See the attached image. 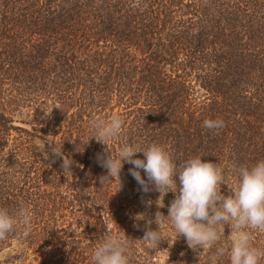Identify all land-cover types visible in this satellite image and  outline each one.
Listing matches in <instances>:
<instances>
[{
	"label": "trees",
	"instance_id": "16d2710c",
	"mask_svg": "<svg viewBox=\"0 0 264 264\" xmlns=\"http://www.w3.org/2000/svg\"><path fill=\"white\" fill-rule=\"evenodd\" d=\"M25 110L29 119L16 120ZM113 114L124 124L107 150L92 121ZM217 118L223 128L203 127ZM153 143L177 171L196 155L217 163L224 195L241 166L264 160V0H0V208L17 219L32 212L29 232L21 222L0 239V251L14 247L0 264H94L110 234L128 240L129 264H158L159 254L183 264L186 239L167 218L156 248L135 219L167 216L171 203L159 209L158 192H143L127 162L120 180L101 182L108 151ZM61 146L72 172L52 152ZM249 231L264 249V232Z\"/></svg>",
	"mask_w": 264,
	"mask_h": 264
},
{
	"label": "clouds",
	"instance_id": "9594fccd",
	"mask_svg": "<svg viewBox=\"0 0 264 264\" xmlns=\"http://www.w3.org/2000/svg\"><path fill=\"white\" fill-rule=\"evenodd\" d=\"M123 124L118 114H113L107 120L95 118L92 121V137L106 145L109 150L108 142L116 139ZM224 126V121L219 118L203 121V127L207 129H221ZM52 152L54 156L62 157L63 173L72 172L71 165L74 161L62 152V146L59 149L54 147ZM138 152L143 153V158L136 157ZM44 157L47 159L48 154L45 153ZM99 162L107 169V175L101 177L102 183L109 180V177H119L120 180L123 164L127 162L133 165L129 171L143 192L156 190L161 195L169 191L176 193L167 216L157 211L153 220L145 213L136 214L137 221L146 222L142 239L149 247L159 246L167 218L175 230L176 238L183 236L188 246L194 250H204L216 245L225 225H228L234 233L230 250L228 246L217 248L216 255L211 257L213 264L218 256L225 254L230 255V264H259L264 259V249L252 245L253 237L249 231L264 232V160L250 167L241 166L238 169L237 182L230 188L229 195H224L221 191L224 169L217 163L196 155L179 164L177 171L178 166L170 154L157 143L143 150L127 145L116 156L108 151ZM141 170L147 179L141 174ZM177 176L179 188L175 179ZM151 203L152 201H148L149 205ZM31 219L32 212L29 208L20 210L19 219L13 217L6 208H0V239L6 238L14 230V226L21 222L25 232H29ZM152 223L157 225L156 229L150 227ZM128 246L127 239L119 234H110L92 253L94 264H129Z\"/></svg>",
	"mask_w": 264,
	"mask_h": 264
},
{
	"label": "rangeland",
	"instance_id": "374dc122",
	"mask_svg": "<svg viewBox=\"0 0 264 264\" xmlns=\"http://www.w3.org/2000/svg\"><path fill=\"white\" fill-rule=\"evenodd\" d=\"M88 91L89 90L87 89V92ZM73 110H75V109L71 108L69 112L71 113V112H73ZM25 114H26V110L24 111L23 115L21 117L18 116L16 118V120H21V118L22 119L25 118V120H28L29 117L25 116ZM85 120H86V123L84 124V126H85L84 130L87 129V126H89V124H91L87 117L85 118ZM19 122L20 121H15V124L19 125L20 124ZM24 126L30 129V127L28 125H24ZM38 148L41 149V144L38 145ZM157 192H158V194L156 195L157 204L161 205V203H163L165 201H169V203H171L170 198H168L166 196V194L161 195L159 191H157ZM159 209H160V206H159ZM226 227H227V225H226ZM233 234L234 233L231 231L225 232V230H224V232L220 238V241L216 245H214L210 248H206L204 250H202V249L194 250V249L190 248L188 246V244H184L183 249L179 250V252H178L179 253L178 256H179V259L181 260V263H183V264H197L198 260H203L204 262L207 260H210L211 259V255H210L211 250L213 248H215V246L221 247L224 245H228V246L231 245V238H232ZM168 244L173 245V246L179 245V240H176L174 238H170L168 240ZM13 248L14 247L5 248V249L0 251V262L3 259H5L6 257H8V254L12 253ZM163 255L164 254H159V257H157L158 264H165L166 263V259H164Z\"/></svg>",
	"mask_w": 264,
	"mask_h": 264
}]
</instances>
